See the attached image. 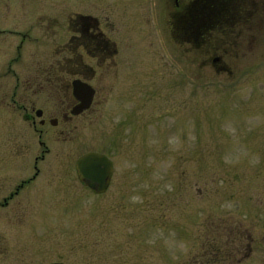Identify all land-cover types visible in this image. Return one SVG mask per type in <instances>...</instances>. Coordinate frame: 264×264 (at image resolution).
Returning <instances> with one entry per match:
<instances>
[{"label": "rangeland", "instance_id": "1", "mask_svg": "<svg viewBox=\"0 0 264 264\" xmlns=\"http://www.w3.org/2000/svg\"><path fill=\"white\" fill-rule=\"evenodd\" d=\"M119 2L115 54L88 62L94 106L66 124L70 87L49 73L68 78L71 53L65 23L49 19L101 20L105 1L0 0V264H264V49L186 47L163 18L146 31ZM40 60L43 90L29 100L20 90ZM31 103L57 127L24 124ZM88 153L113 165L101 195L77 179Z\"/></svg>", "mask_w": 264, "mask_h": 264}, {"label": "flooded vegetation", "instance_id": "2", "mask_svg": "<svg viewBox=\"0 0 264 264\" xmlns=\"http://www.w3.org/2000/svg\"><path fill=\"white\" fill-rule=\"evenodd\" d=\"M104 1V13L101 20L91 15L90 11L73 10L70 12L55 10L53 12H56V18L49 19V22L59 26H61V22L65 23V40L63 44L66 45L67 49H70L71 53L68 64L65 63L64 66L67 69L68 67L71 68L72 73L67 75L68 78L62 77L64 74L62 70H58L57 74L49 73L50 78L56 79L62 84H60V88L70 87L68 90H70L72 103L67 112L68 114L64 116L66 124H70L73 119L81 118L94 106L97 89L92 86L90 81L96 78L97 73L93 64L88 62H91L90 60H101L105 64L104 62L110 60V54L113 55L116 52L114 43L108 37L109 29L113 28L108 13L111 4L110 0ZM118 6V9H121L125 16H135L137 17L136 20L139 17L141 22L144 17L143 24L146 31H156L158 26L156 19L158 20V17L163 18V25L167 33L169 32L172 38H175L186 47L199 49L231 46L235 48L264 49V0H120ZM59 26H55L57 30L63 28V26L60 28ZM138 26L140 27L141 24ZM103 27L108 29L107 33L103 31ZM57 30L55 29L54 33ZM22 42L20 41L16 47L21 48ZM52 42L49 45L51 47L54 46ZM64 45L60 43L55 47H63ZM212 62L215 67L219 64V71H226L224 66L220 67V58H213ZM38 68L40 71L39 77L29 78L20 90L22 94L28 96L29 100L30 97L41 95L43 90L41 86V60L38 62ZM69 77L73 78L70 85L66 80ZM15 81H19V79L15 78ZM73 81H80L89 86L94 92L89 108L77 116L72 115L73 110L80 105V102L72 94ZM17 91V89H14L10 96L15 97ZM12 102L16 103V100L13 99ZM29 108L30 112H28ZM29 108L21 107V112L24 113V124L32 128L38 125L41 128L47 122L50 127H57V119H43V111L35 109V104L31 103ZM32 112L33 116L31 117ZM37 113H39L38 116ZM36 119L38 124H36ZM39 139L41 140V136ZM39 159L41 160V157ZM37 163L38 159L36 158ZM39 176L38 171H36L31 179L21 181V184L16 186V189L9 194L8 198L3 200V205L7 206L18 198L22 190L32 185L34 181L38 180Z\"/></svg>", "mask_w": 264, "mask_h": 264}, {"label": "water", "instance_id": "3", "mask_svg": "<svg viewBox=\"0 0 264 264\" xmlns=\"http://www.w3.org/2000/svg\"><path fill=\"white\" fill-rule=\"evenodd\" d=\"M72 94L80 102V105L72 112V115L77 116L89 108L94 92L89 86L80 81H73ZM38 115L39 113H37ZM75 171L81 183L95 194L101 195L109 188L113 174V166L112 162L106 156L97 153H88L78 158L75 162Z\"/></svg>", "mask_w": 264, "mask_h": 264}]
</instances>
